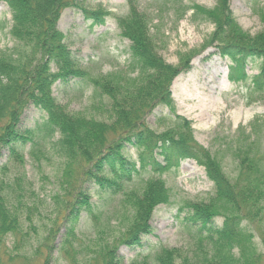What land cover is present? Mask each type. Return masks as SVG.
I'll use <instances>...</instances> for the list:
<instances>
[{"label": "trees", "instance_id": "1", "mask_svg": "<svg viewBox=\"0 0 264 264\" xmlns=\"http://www.w3.org/2000/svg\"><path fill=\"white\" fill-rule=\"evenodd\" d=\"M89 1L0 0L12 14L10 35L16 42L14 49L0 52V160L8 151V160L0 167V248L5 238L15 237V250L19 253L26 249L28 235L23 233V217L27 214L29 228L37 235L31 259L46 250L43 264H51L55 252L64 254L69 264H83L84 247L78 239L76 225L82 213H86L88 220L98 222L91 196L85 190L86 184L92 183L104 199L103 207L110 200L121 198L129 213L122 228L111 238L99 231L100 236L93 244L94 264H123L120 248L143 247V238L153 232L151 221L155 208L171 202V191L162 175L172 169L179 170L187 160H201L215 190L206 202L186 203L189 213L185 222L198 239L200 249L204 244L208 249H202L204 256L195 261L184 257L179 250L161 249L155 263L237 264L238 257L232 253L243 236L241 220L262 221L264 226L261 187L264 180L256 178V162L245 160L241 167L247 181L243 186L238 181L232 182L208 152L197 145L191 123L175 115L171 86L178 75L190 69L195 52L179 54L176 66L168 64L151 36L148 18L138 12L135 0H128V18H120L118 23L121 35L131 42L130 72L93 78L81 67L58 27L67 9L82 12L94 25H103L108 13L101 8L87 9ZM229 1L218 0L217 9L209 14L216 29L207 46H216L219 54L231 59L232 80L237 72L239 80L248 81L245 67L259 66L260 73L252 80L253 88L255 93L264 92V33L251 36L245 32L234 19ZM72 81L90 83L94 96L106 101L107 118L98 120L73 114L56 100L55 86ZM31 106L45 114V121L35 131L22 133V118ZM159 106L169 108L172 116L167 117L171 125L163 132L146 125L147 117ZM37 134L41 143L48 140L63 161L59 190L52 199L54 217L42 239L32 220L38 208L25 202L28 193L25 185L29 183L21 173L25 164L21 148L27 143L32 145L33 161L40 163L45 157L39 141H35ZM128 147L136 151V159L126 157L124 152ZM9 164L17 169L14 180L7 178L11 173ZM144 172L160 176L149 177L141 190L133 188ZM218 217L224 219L221 228L214 225ZM61 226L65 227V235L57 246Z\"/></svg>", "mask_w": 264, "mask_h": 264}, {"label": "rangeland", "instance_id": "2", "mask_svg": "<svg viewBox=\"0 0 264 264\" xmlns=\"http://www.w3.org/2000/svg\"><path fill=\"white\" fill-rule=\"evenodd\" d=\"M229 7L239 26L251 36L264 33V0H230ZM137 10L148 18L150 33L163 59L176 66L179 54L192 51L196 56L186 73L177 76L171 86L173 110L175 115L186 118L192 125L194 138L202 150L207 151L210 159L220 166L225 175L243 186L247 177L242 173L245 160L256 162V178L264 180V92L254 91L253 78L260 73L259 66L245 67L248 81L239 80L234 72L232 80V61L217 52L216 46H207L216 26L210 13L217 9L218 0H135ZM103 9L108 18L103 25H94L82 12L67 9L62 13L59 30L66 36V43L79 59L80 65L93 78L113 75L117 72H130L131 42L121 35L118 19L129 15L128 0H91L87 9ZM128 18V17H127ZM12 14L5 3H0V52L14 49L16 42L10 32L13 25ZM246 76V77H247ZM247 77V78H248ZM90 84V83H89ZM86 83L70 82L58 84L54 88L56 100L69 112L83 114L88 118L104 119L106 117L105 99L94 96L93 88ZM254 91V92H253ZM170 109L159 106L147 117L146 125L152 130L163 132L171 125ZM45 121V114L35 107H29L22 118V133L35 131ZM43 135V134H42ZM41 136L36 135L44 158L39 162L30 156L31 143L21 148L25 156L23 173L29 184L25 202L36 204L38 210L32 216L33 224L39 238L44 237L46 226L54 217V201L59 190V179L62 177V160L54 153L48 140L41 143ZM58 139V136L55 138ZM54 141V140H51ZM201 150V151H202ZM131 160L136 159V151L127 148L124 152ZM8 151L0 160V167L6 164ZM162 161V160H161ZM201 160L183 162L180 169H172L162 175L171 191L169 205L155 208L151 226L152 235L143 238V247L122 246L119 255L123 264L146 261L156 264L155 256L161 249H176L191 260H200L207 251L205 244L200 249L198 239L187 229L185 219L188 216L186 203L206 202L214 193L215 186L207 175L206 167ZM11 173L7 178L14 180L16 167L9 164ZM155 173H142L133 184L141 190L144 181L149 177H159ZM261 185V183H260ZM262 191L264 192V184ZM247 188V187H246ZM244 188V190L246 189ZM85 190L91 196L98 222L86 218V213L76 225V233L82 246L83 264H94L96 252L93 244L100 236L99 231L111 238L122 228L129 216L121 198H114L107 206L96 193L95 185L87 183ZM263 194V193H262ZM264 196V194H263ZM23 217V233L26 249L15 250V237H8L0 248V264H43L46 250L31 259L32 248H36L37 235L31 231ZM224 219H215V227L221 228ZM241 235L233 255L237 264H264V226L262 221L241 220ZM65 227L61 226L57 238L60 245ZM86 262V263H85ZM51 264H69L64 254H55ZM201 264V263H199Z\"/></svg>", "mask_w": 264, "mask_h": 264}]
</instances>
